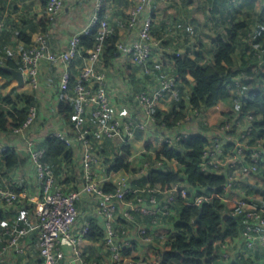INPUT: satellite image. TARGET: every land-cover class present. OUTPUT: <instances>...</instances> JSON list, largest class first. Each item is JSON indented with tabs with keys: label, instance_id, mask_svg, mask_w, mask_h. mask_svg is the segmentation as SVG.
<instances>
[{
	"label": "built area",
	"instance_id": "built-area-1",
	"mask_svg": "<svg viewBox=\"0 0 264 264\" xmlns=\"http://www.w3.org/2000/svg\"><path fill=\"white\" fill-rule=\"evenodd\" d=\"M44 1L45 21L53 23L64 9V0ZM101 1L97 3L89 26L74 32L67 41L66 49H52L47 34L37 31L19 52L23 80L34 89L41 85L43 62L62 66L58 88L64 94V100L74 105L72 124L70 129L51 135L72 148H78L80 171L78 183L65 187L45 160V146L37 145L34 137L29 139V157L40 183L36 218L33 220L31 216L19 213L11 227L0 229V264H4L7 254H27L24 239L32 230L38 233L41 264H98L88 257L87 251V242L92 241L87 235L91 220L96 215L100 218L110 264H160L161 255L170 249L174 239L173 224L178 217L176 204L181 202L200 207L215 199L223 206L224 214L239 218L241 224L236 237L228 236L215 242L219 258L232 262L236 258L254 257L257 249H264V200L261 194L249 193L244 188L262 182L259 172L264 164V136L260 134V129L253 127L254 115L250 112L233 113L217 124L216 130L194 132L188 124L201 115L202 109L188 102L185 117L168 128L157 121L154 109L161 100L176 94L177 76L174 75L163 78L157 88H142L137 92H132V82L125 81L122 85L125 92H132L130 109L137 112L138 117L116 113L106 73L97 66L105 41L114 32L110 22L100 16ZM153 2L137 0L133 4L128 11L127 23L129 28L137 30V35L134 38H119L115 42L120 56L129 57L143 73L149 72V63L154 56L151 37L153 18L151 15L144 16ZM94 27L95 46L88 49L84 65L70 89L72 61L81 56L80 37ZM234 83L239 84V80ZM37 116V106H30L25 121L14 132L28 130ZM139 133L146 146L161 144L177 147L193 135L204 136L206 143L200 170L223 175L224 183L219 188L197 187L191 185L184 174H180L178 180L166 189L161 184L152 185L144 181V176L150 171L151 160L144 156L150 152L149 149L134 143ZM113 139H118V153L123 152L121 148L124 146L129 147L126 162L131 163L130 171L111 169L115 153L109 156L101 154L104 143ZM6 148L0 147V153ZM152 159L155 157L152 156ZM154 167L162 168V160L156 159ZM106 185H110L111 189H105ZM25 195V191L19 193L0 186V200L13 209L19 207L21 197ZM84 206H87V211H84ZM85 213L87 217H84ZM147 217L150 218L148 222L140 220ZM158 225L168 230L163 237V234L157 235ZM144 245L153 259L133 255L142 251ZM263 260L259 264H264Z\"/></svg>",
	"mask_w": 264,
	"mask_h": 264
},
{
	"label": "crops",
	"instance_id": "crops-1",
	"mask_svg": "<svg viewBox=\"0 0 264 264\" xmlns=\"http://www.w3.org/2000/svg\"><path fill=\"white\" fill-rule=\"evenodd\" d=\"M98 1L64 0L63 11L53 23L48 24L44 17V0H0V24H2L0 27V67L9 73L6 76H0V109L4 111L11 109V103H7L4 97L10 96L19 105V95L26 93L35 98L38 120L40 115H45L46 120L42 121L41 124L35 120V123L28 130L21 133H15L14 130L10 132L0 131V147L14 148L19 156L24 159L22 163L12 169H7L0 160V186L17 190L19 193L26 192V195L21 197V204L17 209H13L4 200H0V229L2 230L11 227L19 213L29 215L33 220L36 218L40 183L36 178L35 167L29 157V139L34 137L37 145L44 146L42 143L45 137L71 127L69 120H66L59 111L60 103L65 101L64 94L58 88L61 65L43 62L40 72L41 85L36 89L27 82L20 84L10 72L9 69L20 70L19 52L28 44L22 36L28 35L32 39L37 31H42L45 23L46 31L44 32L49 37L52 49H66L69 37L74 32L89 26L90 20L97 10ZM136 1H101L99 13L114 27L118 38H134L137 35V30L129 28L127 23L128 11ZM213 3H215L214 6L210 4L209 0H154L144 15H151L153 18L151 37L154 56L150 61L148 73H143L142 69L134 65L127 56L119 55L108 67H99L97 63V66L105 71L108 78L109 91L116 113L138 117L137 112H132L130 109L132 92H125L122 86L123 81L130 80L134 84L133 92L142 88H157L161 80L173 72L174 67L170 56L176 52L185 54L186 48H190L191 57H194V51L199 49L202 54L201 63L213 61V39L215 35L232 25L239 24L241 26L238 30L239 35L233 53L235 69H238L239 66L248 68L250 64L246 60L247 57L244 58V54L249 55L252 50H259L264 55V0H214ZM205 8L207 9L205 10ZM211 11L212 14H210ZM178 18L182 20L178 21ZM73 69L75 70L72 65L71 71ZM151 72H153L152 75ZM144 75L150 76L149 83L145 79L141 80ZM246 77L248 78V76ZM246 77H242L238 73L233 77V83L235 80H239L241 83L246 80ZM241 78H243L242 81ZM249 78L255 84L264 85V76L251 75ZM188 80L189 83L185 84L184 87L185 92H188L194 84L191 76L188 77ZM234 95V88L231 87V96L219 100L213 106L203 108L200 112L201 115L188 124L189 129L201 133L216 130L217 124L227 118L228 115L238 113V105L242 102L244 94L239 93L236 97ZM183 98L187 100L186 94ZM173 104L172 97H166L159 102L157 108L169 111ZM139 134L141 136L138 135V139L134 143L137 145L143 143V146L149 149L150 152L144 154L146 158L156 157V153L163 146L161 144L146 146L142 134ZM117 144L118 139L107 140L103 145L101 154L113 155L119 150ZM72 150L74 154L71 163H62L60 173L55 174L57 179L61 180L60 183H63L67 188L79 181V151L78 148H72ZM81 207L83 208V206ZM86 207L84 206V211L88 210ZM84 217H87V213ZM92 220H95L100 226V218L97 215ZM140 220L148 222L150 218H141ZM156 229H158L157 235L163 234L161 237L168 232L165 227L160 225ZM164 242H168V240H164ZM24 243L28 251L27 254H7L3 259L4 264H41L37 231L32 230L24 239ZM87 243H89L87 247L89 258L96 260L98 264H110L103 238ZM146 249L147 246L144 245L141 248L142 251L134 252L133 255L153 259V255L150 256L151 253L145 251ZM215 264H231V262L218 258Z\"/></svg>",
	"mask_w": 264,
	"mask_h": 264
},
{
	"label": "trees",
	"instance_id": "trees-1",
	"mask_svg": "<svg viewBox=\"0 0 264 264\" xmlns=\"http://www.w3.org/2000/svg\"><path fill=\"white\" fill-rule=\"evenodd\" d=\"M211 4L215 5L213 2ZM240 28L239 24H235L215 35L213 61L201 63L202 54L199 49L194 51V57L190 56V48H186L185 54L176 52L170 56L174 67L171 75L177 76L176 94L172 97L174 104L169 111L154 109L155 117L159 123L163 122L166 127L172 128L178 120L183 119L187 114L188 102L198 109L210 107L219 100L230 97V87H233L235 97L239 93L244 94L242 102L238 105V112L253 114L255 117L252 122L253 127L260 129V134L264 136V85L255 84L249 78L251 75L264 76V55L259 50H252L251 54H244V58L246 56V60L250 64L248 68L239 66L238 69H235L233 53ZM41 30L46 31L45 23ZM95 34L96 28L94 27L88 34L80 37L81 56L72 61L75 70L71 71L70 89L75 85L77 70L82 67L83 60L88 55L87 50L95 46ZM22 38L26 43L31 40L28 35H23ZM118 39L114 29V32L105 41V47L98 62L99 67H108L113 60L119 57L120 54L115 45ZM238 73L242 77L248 76L246 80H249L242 81L243 78H241V83H233V77ZM8 74L7 70L0 67V76ZM189 76L193 78L194 84L188 92H185L184 87L189 83ZM185 94L187 100L183 98ZM4 100L11 103V109L8 111L0 109V131L10 132L23 124L30 106L36 105V103L35 98L26 93L19 95V105L10 96L4 97ZM73 106V103L67 100L59 105L60 113L66 120H69L70 124H72ZM205 143L206 138L196 134L190 140L180 142L177 147L164 145L156 153L155 159L148 157L151 160V168L144 176V181H148L152 185L161 184L166 189L170 183L178 180L180 174H184L186 180L193 186L219 188L225 181L223 175L205 173L200 170ZM42 144L46 148L45 160L58 175L62 163H71L74 154L72 148L53 135L45 137ZM121 150L122 153L117 151L114 154L115 163L111 169L123 168L130 171L131 163L126 162V158L130 154L129 147L124 146ZM156 159L162 160V168L154 167ZM0 160L7 169H12L24 161L14 148H6L1 154ZM169 161H171L170 165ZM259 177L262 179L260 185L246 186V188L249 193L261 194L264 200V164L260 166ZM105 189H111V186L106 185ZM176 211L178 217L175 218L173 224L174 239L171 241L170 249L161 255L160 264H215L219 258L215 242L228 236L236 237L241 229L240 219L224 214L223 206L219 204L218 199L200 207L187 206L179 202L176 204ZM103 236V229L95 220H91L90 232L87 237L98 241ZM263 259L264 249H257L254 257L236 258L231 264H259Z\"/></svg>",
	"mask_w": 264,
	"mask_h": 264
},
{
	"label": "rangeland",
	"instance_id": "rangeland-1",
	"mask_svg": "<svg viewBox=\"0 0 264 264\" xmlns=\"http://www.w3.org/2000/svg\"><path fill=\"white\" fill-rule=\"evenodd\" d=\"M213 1H214V0H209L210 4H211V2H213ZM206 9H207V8H205V10H206ZM210 14H212V11L210 12ZM208 16L210 17V15H208ZM205 18L208 19L206 16H205ZM178 19H179L178 21L182 20L181 18H178ZM152 67H154V66H152ZM151 69H152V68H151ZM152 73H153V72H151V75H152ZM145 74H146V73H145ZM157 74L159 75V73H157ZM144 79H145V81H147V82L149 83L150 76H149V75H144L143 78H142L141 80L143 81ZM129 81H130V80H129ZM130 82H131V81H130ZM122 84H123V86H124L125 81H123ZM132 85H133V89H132V90H134V84L132 83ZM132 92H133V91H132ZM135 92H136V91H135ZM130 99H131V98H130ZM45 111H46V110H45ZM44 116H45V115H40V116H39V120H38V117H37L36 120H37V122L39 121V124H41L42 121H46L45 118H44ZM142 144H143V143H141V145H142ZM141 145H139V146H141ZM259 181H260V180L258 179L257 182L260 183Z\"/></svg>",
	"mask_w": 264,
	"mask_h": 264
},
{
	"label": "water",
	"instance_id": "water-1",
	"mask_svg": "<svg viewBox=\"0 0 264 264\" xmlns=\"http://www.w3.org/2000/svg\"><path fill=\"white\" fill-rule=\"evenodd\" d=\"M9 70L12 73V75H14L18 79V81L20 82V84H22L24 82L23 81V73H22L21 70H16V69H9Z\"/></svg>",
	"mask_w": 264,
	"mask_h": 264
}]
</instances>
